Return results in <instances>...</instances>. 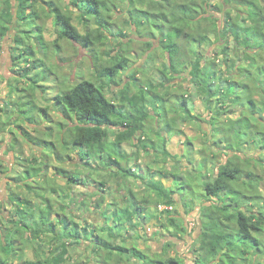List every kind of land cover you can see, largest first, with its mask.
<instances>
[{"label": "clouds", "instance_id": "9594fccd", "mask_svg": "<svg viewBox=\"0 0 264 264\" xmlns=\"http://www.w3.org/2000/svg\"><path fill=\"white\" fill-rule=\"evenodd\" d=\"M0 264H264V0H0Z\"/></svg>", "mask_w": 264, "mask_h": 264}, {"label": "trees", "instance_id": "16d2710c", "mask_svg": "<svg viewBox=\"0 0 264 264\" xmlns=\"http://www.w3.org/2000/svg\"><path fill=\"white\" fill-rule=\"evenodd\" d=\"M70 13V14H69ZM65 17L66 19L69 20V23H70V26L72 27V29L79 35L80 32L77 30V28L72 24V13H71V10L69 9L68 13H65ZM78 22L82 25V22L81 20L76 16ZM55 42V40H53ZM41 112L43 113V115H48L46 113V110L41 108ZM44 143H50V142H44Z\"/></svg>", "mask_w": 264, "mask_h": 264}, {"label": "rangeland", "instance_id": "374dc122", "mask_svg": "<svg viewBox=\"0 0 264 264\" xmlns=\"http://www.w3.org/2000/svg\"><path fill=\"white\" fill-rule=\"evenodd\" d=\"M72 24L77 28V30L80 32V29L82 27V25L78 22L77 18H76V14L72 13ZM55 36H53V40H55ZM41 114L43 115V113L41 112ZM43 142H50L47 140H44Z\"/></svg>", "mask_w": 264, "mask_h": 264}]
</instances>
